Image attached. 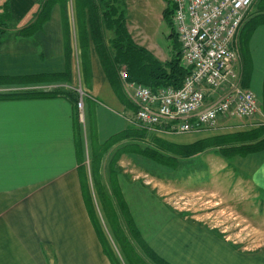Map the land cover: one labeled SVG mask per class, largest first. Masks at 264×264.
Instances as JSON below:
<instances>
[{
    "label": "crops",
    "instance_id": "0c3cea01",
    "mask_svg": "<svg viewBox=\"0 0 264 264\" xmlns=\"http://www.w3.org/2000/svg\"><path fill=\"white\" fill-rule=\"evenodd\" d=\"M38 1L7 0L18 20L15 31L23 33L12 30L1 39L0 92L48 86L68 90L81 77L88 93L82 117L67 93L0 100V264H113L86 201L83 122L90 123L94 146L123 135L119 143L133 159L170 175L175 167L140 152L164 148V142L184 145L229 136L239 141L240 134L246 141L258 140L264 137V98L257 96L260 110L254 117L221 116L213 128L189 133L167 132L160 126L144 129L135 121L131 91L120 77L123 66L108 72L102 62L91 36L89 8H79L81 27L75 29L59 2L48 8ZM46 9L47 18L36 22ZM29 29L34 31L26 35ZM105 33L113 36L112 31ZM237 39L241 84L251 89L256 83L264 92V0H253ZM213 96L206 90L207 100ZM234 165L250 188L264 191V148L234 156ZM222 170L209 173L225 175ZM147 183L120 178L114 192L140 239L167 264H264V248L240 246L222 230L170 207L168 197L176 188L168 177Z\"/></svg>",
    "mask_w": 264,
    "mask_h": 264
},
{
    "label": "rangeland",
    "instance_id": "374dc122",
    "mask_svg": "<svg viewBox=\"0 0 264 264\" xmlns=\"http://www.w3.org/2000/svg\"><path fill=\"white\" fill-rule=\"evenodd\" d=\"M52 1H57L61 7H66L69 23L76 29L77 20H75L74 12L78 0ZM125 3L127 30L133 40L138 45L146 47L160 60H168L177 48L174 36L171 35V13L169 12V8L173 7L171 1L125 0ZM1 11L0 8V13ZM72 40L74 44L77 43L75 30L72 33ZM83 81V78L77 77L72 88L69 89L75 92L77 99V89L80 86L85 89ZM255 81L260 82V79ZM55 89L59 87L48 86L47 89L41 90ZM251 89L263 100L264 92L260 85L252 83ZM77 99H74L75 102ZM81 126L82 135L85 138L82 170L94 217L112 259L107 255L113 264H133L127 258L110 227L99 193L101 190L105 192L103 198L106 203L120 213L116 201L118 195L114 192L118 188L117 183L120 178L148 182L147 185L151 186L156 181L164 182V177H168L176 188L168 197L169 205L174 210L187 215L190 219L191 216L202 219V224L222 230L230 240L236 241L240 246L248 249L264 248V191L254 190L248 186L245 181L246 175L235 168L234 156L236 155H231L237 152V145L245 147L261 143L264 137L253 142L251 139L250 141L241 139L246 137L241 134L238 136L239 141L235 140L236 136H229L224 140L214 137L205 139L210 143L206 149H201L189 158L176 160L175 169H172L170 175H166L161 169H152L138 162L139 158L133 159L127 148L119 143L123 135L110 139L103 145L94 146L91 140L90 123L84 121ZM142 146L144 145H141V148ZM219 154L227 156L228 159ZM209 169H223L222 173L225 175L218 176L216 172H213L211 177ZM119 213L125 237H128L130 242H134ZM142 257L146 262L149 261L144 255ZM149 263L153 264L150 261Z\"/></svg>",
    "mask_w": 264,
    "mask_h": 264
},
{
    "label": "built area",
    "instance_id": "2783aa9c",
    "mask_svg": "<svg viewBox=\"0 0 264 264\" xmlns=\"http://www.w3.org/2000/svg\"><path fill=\"white\" fill-rule=\"evenodd\" d=\"M172 27L180 44L181 63L188 70L180 87L156 90L120 77L135 103V121L148 130L160 126L173 133L213 128L219 117L251 118L259 113L256 93L241 85L237 62L238 35L253 0H170ZM77 107L87 91L78 89ZM206 90L214 93L206 97Z\"/></svg>",
    "mask_w": 264,
    "mask_h": 264
},
{
    "label": "trees",
    "instance_id": "16d2710c",
    "mask_svg": "<svg viewBox=\"0 0 264 264\" xmlns=\"http://www.w3.org/2000/svg\"><path fill=\"white\" fill-rule=\"evenodd\" d=\"M40 6L50 7L55 1L52 0H39ZM125 0H78V5H75L77 28L81 27L79 19V8L85 6L89 8L90 12V30L96 48H98L103 64L108 72L118 71L121 66H125L128 72V80L136 81L137 83L146 85L153 90L160 87L172 86L180 87L185 76L188 73L186 67L181 64L180 57V44L177 40L176 34L172 27L171 35L174 36V40L177 44V48L173 51L171 57L168 60L162 61L155 56L146 47L138 45L130 33L127 30L126 25V3ZM0 44L1 39L5 33L14 31L15 33H23L22 30L15 31L18 20L12 15L7 0L0 5ZM47 8V9H48ZM66 9V7H63ZM47 9L40 13L36 22H42L48 16ZM64 9V10H65ZM78 9V10H77ZM169 12H173V7L169 8ZM170 24L172 21L170 17ZM112 31L113 36L107 38L105 31ZM34 30L29 29L25 34H31ZM80 40V39H79ZM80 44V42H79ZM81 46V45H80ZM69 94L73 99H77L75 92L64 88L55 89L52 91H44L40 89H27V90H8L0 92V100H14L23 98H35V97H53L57 95ZM122 136V135H120ZM116 135L117 137H120ZM160 141V140H159ZM208 140H201L191 144L184 145H172L164 142V148H145L143 151H139L143 155L152 159L153 161L168 166L176 167V163L173 161L175 157L189 158L193 154L205 149L210 143ZM241 146V145H240ZM236 146L237 152L231 155H246L249 152L261 150L264 148V141L261 143H255L253 145H247L245 147ZM103 201V208L110 224L112 231L120 243L124 253L129 261L133 264H167L164 260L158 257L143 241L139 235L135 232L131 220L128 217L125 206L117 193V203L120 209V213L116 211L114 207H110L104 200L105 192L102 190L99 192ZM86 201L90 214L100 231L97 222L94 217L93 209L90 203V198L87 195ZM121 214L125 220L126 227L129 229L131 236L135 240V244L125 237V230L123 229L118 213ZM101 232V231H100ZM104 250L106 254L112 257L108 251L105 241L101 235ZM149 261L145 259L141 255ZM112 259V258H111Z\"/></svg>",
    "mask_w": 264,
    "mask_h": 264
}]
</instances>
